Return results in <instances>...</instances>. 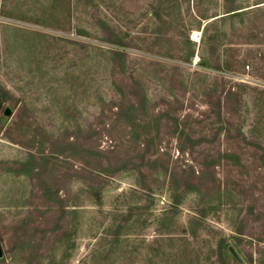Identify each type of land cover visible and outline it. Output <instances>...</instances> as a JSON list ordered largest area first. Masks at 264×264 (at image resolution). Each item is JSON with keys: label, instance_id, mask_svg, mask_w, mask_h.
<instances>
[{"label": "rangeland", "instance_id": "rangeland-1", "mask_svg": "<svg viewBox=\"0 0 264 264\" xmlns=\"http://www.w3.org/2000/svg\"><path fill=\"white\" fill-rule=\"evenodd\" d=\"M0 247L264 264V0H0Z\"/></svg>", "mask_w": 264, "mask_h": 264}, {"label": "built area", "instance_id": "built-area-1", "mask_svg": "<svg viewBox=\"0 0 264 264\" xmlns=\"http://www.w3.org/2000/svg\"><path fill=\"white\" fill-rule=\"evenodd\" d=\"M197 38H198V34L192 35V39H197Z\"/></svg>", "mask_w": 264, "mask_h": 264}, {"label": "water", "instance_id": "water-1", "mask_svg": "<svg viewBox=\"0 0 264 264\" xmlns=\"http://www.w3.org/2000/svg\"><path fill=\"white\" fill-rule=\"evenodd\" d=\"M6 114H10V111L9 110H7L6 111ZM2 254V250H1V247H0V255Z\"/></svg>", "mask_w": 264, "mask_h": 264}, {"label": "trees", "instance_id": "trees-1", "mask_svg": "<svg viewBox=\"0 0 264 264\" xmlns=\"http://www.w3.org/2000/svg\"><path fill=\"white\" fill-rule=\"evenodd\" d=\"M59 199H60V197H59ZM62 201H63V200L60 199V203H61ZM61 204H62V203H61Z\"/></svg>", "mask_w": 264, "mask_h": 264}]
</instances>
